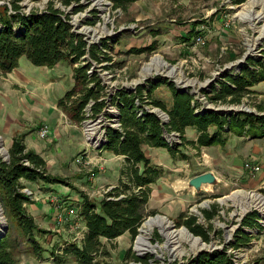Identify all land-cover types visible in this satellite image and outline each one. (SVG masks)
<instances>
[{"label":"rangeland","instance_id":"obj_1","mask_svg":"<svg viewBox=\"0 0 264 264\" xmlns=\"http://www.w3.org/2000/svg\"><path fill=\"white\" fill-rule=\"evenodd\" d=\"M13 1L26 14L44 10L53 2L55 7L69 14L72 30L88 43L100 45L106 41L110 57L109 61L101 63L91 60L88 70L100 78L104 87L107 102L104 110L91 117L86 108L85 119L80 123L72 122L71 128L76 130L70 135L73 143L62 136L53 145L52 166L46 172L64 179L65 183L37 182L35 187H27L32 195H27L30 202L24 206L41 231L35 233L42 248L41 258L34 257L0 204V236L9 234L14 241L12 252L17 264H77L63 251L71 243L79 244L83 238L82 196L96 202L118 184L123 158L99 151L98 145L102 142L95 143L89 135L92 132L102 137L107 126H118L117 108L109 100L116 91L123 88L130 92L138 84L145 86L147 82L156 84L167 80L177 89L191 93L200 108L264 115V81L255 85L239 104L210 103L203 94L211 83L226 73H237L249 59L260 61L264 66V0L241 3L234 0H137L125 10L114 7L108 0H79L68 6L60 0H0V8L7 6L10 10ZM76 5L80 10L74 12ZM196 31L203 36V43H195ZM72 83V66L68 63L35 66L25 56L19 58L13 71L0 75V148L4 149V153L0 151V160L8 159L13 137L40 140L35 134L42 120L48 123H52V119L65 121V117L70 120L64 113V117L61 116L56 101L60 91L67 90ZM153 97L170 105L171 95L165 85L159 86ZM258 104L263 106L261 111L257 109ZM143 108L158 116L163 114L151 104L144 103ZM87 124H94L95 129L87 130ZM190 134L187 130L186 136ZM164 136L170 145L180 144L177 133ZM143 150L152 163L162 169L163 182H156L155 195L146 205L145 217L133 239L127 234L111 241L102 239L97 257L100 264L183 263L201 252L213 251L225 252L234 264H264V203L251 197L254 194L264 199V175H253L244 169L245 162L264 167V136L230 135L225 145L200 149L185 145L175 157L161 147L143 146ZM58 151L63 155L61 159ZM206 171L216 175L214 184L204 185L197 191L188 186L189 178ZM162 186L169 196L158 201L156 189ZM183 190L184 195L180 194ZM187 190L194 193L188 195ZM212 206L217 213L208 221L202 210H210ZM253 210L257 211L260 228L243 227L250 240L238 248L233 247L231 243L241 219ZM181 212L195 216L199 224L209 229V241H202L185 226L175 224ZM59 213L64 214L60 223L55 219ZM150 219L154 223L148 234L138 239L143 222ZM171 231L177 233L175 238L168 237Z\"/></svg>","mask_w":264,"mask_h":264},{"label":"trees","instance_id":"obj_2","mask_svg":"<svg viewBox=\"0 0 264 264\" xmlns=\"http://www.w3.org/2000/svg\"><path fill=\"white\" fill-rule=\"evenodd\" d=\"M17 1V0H16ZM79 0H60L68 6ZM114 7L126 9L137 0H108ZM241 3L244 0H234ZM80 10L79 5L73 9ZM196 34L199 32L196 31ZM109 44L88 43L81 34L72 30L69 14L49 2L46 9L28 14L20 11L15 1L12 7L0 8V75L10 73L18 66L21 56L35 66L53 67L64 61L72 66L73 86L57 99V107L75 123L85 119L84 111L90 110L91 117L102 113L107 102L104 87L95 73L88 72L93 60L101 63L109 61L106 50ZM77 64V65H76ZM264 81V66L260 61L249 59L235 74H224L221 79L211 83L203 91L206 101L221 104H239L242 98L251 92V87ZM138 84L133 91L120 89L109 99L117 108L118 126H107L104 131L101 151H108L123 158L119 170L118 184L104 193L94 202L82 196L80 217L85 232L80 243H71L64 249L77 264H100L97 261L102 239L111 241L127 234L133 239L144 217L145 208L151 196V184L162 176V169L146 156L143 146L161 147L171 157L180 153V147L190 145L194 149L204 146L225 145L230 135L264 136V115L235 112L221 113V110L199 107V102L187 90L177 89L172 82L159 81ZM165 85L171 95V104L153 97L154 91ZM144 103L151 104L165 112L163 121L156 113L143 108ZM261 111L263 106L257 105ZM160 112V113H161ZM229 112V111H228ZM196 130L195 140L185 136V128ZM175 132L180 144L170 145L164 134ZM185 158L184 154L180 155ZM21 180L42 182L43 184H61L65 180L46 172L44 159L31 150H27L23 136L12 138L8 148V159L0 160V204L16 227L36 258H41L42 248L35 233L41 232L25 209L30 202L21 188ZM206 220L217 213L215 206L202 210ZM177 226H185L202 241H209V229L199 224L195 216L181 212L176 219ZM260 228L257 211L243 216L240 227L235 231L233 247L245 245L250 236L242 230ZM9 234L0 236V264H17L12 249L15 246ZM55 257V254L52 252ZM135 260H138L134 257ZM172 264H234L222 251L201 252L195 258L183 263Z\"/></svg>","mask_w":264,"mask_h":264},{"label":"crops","instance_id":"obj_3","mask_svg":"<svg viewBox=\"0 0 264 264\" xmlns=\"http://www.w3.org/2000/svg\"><path fill=\"white\" fill-rule=\"evenodd\" d=\"M72 81H73V79H72ZM257 84H255V85H257ZM255 85L252 86L251 89H255L254 88ZM72 86H73V83H72ZM70 88H68V89H70ZM67 90L66 89L61 90L60 91V97ZM56 103H57V101H56ZM169 104H171V97H170V103ZM58 111L60 112L61 116L64 115L63 112L60 109ZM52 120H53L54 123L53 122L52 123H48V121L42 120V123L39 124L40 126H42V125H47L48 126L49 131H48L47 138H45V139L42 138L41 139V138L38 137V135L36 133L35 134L36 137L38 139H40L41 141L40 140H37V139L31 140V138H29V137H25V139H24V144L26 146V149L33 151L34 153L40 155L44 159V161H45V168L46 169H48V168H50L52 166V164H51L52 154L51 153L54 152L53 145H54V143L57 142V139L62 138V136H67L68 137V140H70V143H73V139L70 137V135H71V133H75L76 132V130H74V129L71 128V127H73L72 126V124H73L72 121L68 120L66 117H65V121H63L61 119L60 120H58V119L57 120L56 119H52ZM63 123H66V125H64ZM187 130H189V132L192 133L188 137L186 136ZM31 134L29 135L30 137H31ZM196 135H197L196 130L193 127L187 126L185 128V136H186L187 139H189V140H195ZM42 140H44V141H42ZM11 141H12V139H10V144H11ZM207 147H210V146H204V147H201V148H207ZM151 148H160V147H151ZM103 152H106V153H109V154L113 155L112 153H110L108 151H103ZM58 153H61V152L58 151ZM57 155H58V158L59 159H61L63 157L62 153L60 155L59 154H57ZM113 156H116V155H113ZM146 156H149V155L146 154ZM117 157H120V156H117ZM121 161H123V160H121ZM60 163H62V162H60ZM257 174H262V173L260 172V173H257ZM21 181H23V182H21L22 185L23 186H26V187H28V185H31V186L35 187L36 184H37L35 182H29V181H26V180H21ZM157 181L158 182H160V181L163 182V180H161V177ZM156 182L151 184L152 192H151L150 199L153 198L154 195H155V188L154 187H155V185H157ZM162 188L165 189V187H163V186L162 187H157V189H156L157 193H159L156 196L157 199H158V201H160V200L162 201L163 199H165V198H167L169 196V195L167 196V194L165 195V193L162 190ZM191 193H194V192H191L190 190H187V194L188 195H190ZM180 194H183L184 195V190L182 192H180ZM150 199H149V201H150ZM36 203L37 202H35V200H34L33 204L35 205ZM83 227H84V225H83ZM84 229H85V227H84Z\"/></svg>","mask_w":264,"mask_h":264},{"label":"built area","instance_id":"obj_4","mask_svg":"<svg viewBox=\"0 0 264 264\" xmlns=\"http://www.w3.org/2000/svg\"><path fill=\"white\" fill-rule=\"evenodd\" d=\"M204 41V38L202 35L198 34L196 37H195V43H203ZM165 115V117H162L161 119H166L167 116L165 113H163ZM161 117V116H159ZM164 119V120H165ZM48 126L47 125H43L39 128V130L37 131V135L39 138H44L47 134H48ZM97 146V145H96ZM244 169L246 171H248L250 174H257V173H262L264 175V167L261 166L260 164H254L252 162H245L244 163ZM21 191L25 194V195H32V191L30 189H28L27 187H22L21 188ZM64 214L62 213H59L57 214L56 216V221L58 223H60L62 221V217H63Z\"/></svg>","mask_w":264,"mask_h":264},{"label":"bare ground","instance_id":"obj_5","mask_svg":"<svg viewBox=\"0 0 264 264\" xmlns=\"http://www.w3.org/2000/svg\"><path fill=\"white\" fill-rule=\"evenodd\" d=\"M159 112V111H158ZM161 117H163V116H165L164 114H159ZM86 126H88L87 128V130H94L95 129V127H94V124H87ZM94 133H92V132H89V135L90 136H92L93 138H94V140H95V143H97V142H103L102 140H103V138L102 137H99V136H94L93 135ZM0 151L2 152V153H4V149H2V148H0ZM251 197L252 198H254V199H259V203H264V199H262L260 196H258V195H254V194H252L251 195ZM253 199V200H254ZM153 223H154V220L153 219H150V220H147V221H145V222H143V224H142V227L140 228V234L138 235V239H141V238H143V236H145V235H147L148 234V231H149V229L151 228V226L153 225ZM159 225V224H158ZM162 225V224H161ZM166 226V225H165ZM169 231V230H168ZM183 232V231H182ZM186 232V231H185ZM180 232H178V234H179ZM185 234H187V236L188 237H190L191 239H193V240H195V241H197V239H195V238H193L188 232H186ZM184 234V235H185ZM175 235H177V233H175V232H172L171 231V233L170 234H168V237L169 238H175ZM140 244V243H139ZM140 250V249H139Z\"/></svg>","mask_w":264,"mask_h":264},{"label":"water","instance_id":"obj_6","mask_svg":"<svg viewBox=\"0 0 264 264\" xmlns=\"http://www.w3.org/2000/svg\"><path fill=\"white\" fill-rule=\"evenodd\" d=\"M212 82V80H210ZM219 110V109H215ZM104 144L102 142L98 145V147H101ZM216 182V176L211 171H206L197 175H194L193 177L189 178L187 184L188 186L194 188L195 190H199L204 185H212Z\"/></svg>","mask_w":264,"mask_h":264}]
</instances>
